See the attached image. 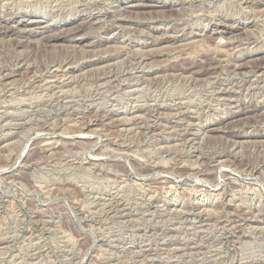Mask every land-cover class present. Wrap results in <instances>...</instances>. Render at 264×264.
Masks as SVG:
<instances>
[{"label": "rangeland", "instance_id": "obj_1", "mask_svg": "<svg viewBox=\"0 0 264 264\" xmlns=\"http://www.w3.org/2000/svg\"><path fill=\"white\" fill-rule=\"evenodd\" d=\"M263 14L0 0V264H264Z\"/></svg>", "mask_w": 264, "mask_h": 264}, {"label": "bare ground", "instance_id": "obj_2", "mask_svg": "<svg viewBox=\"0 0 264 264\" xmlns=\"http://www.w3.org/2000/svg\"><path fill=\"white\" fill-rule=\"evenodd\" d=\"M83 1V0H82ZM94 1V0H93ZM199 1V0H198ZM75 2V1H74ZM74 2H72V3H74ZM81 2V1H80ZM98 2V1H97ZM193 2V1H192ZM26 3V2H25ZM75 3H77V2H75ZM79 3V2H78ZM77 3V4H78ZM82 3V2H81ZM94 3V2H93ZM93 3H92V5H93ZM190 3V2H189ZM63 4V3H62ZM115 4V3H114ZM222 4V3H221ZM108 5V4H107ZM223 5H224V3H223ZM241 5V4H240ZM76 6V5H75ZM183 6V5H182ZM220 6V5H219ZM254 6V5H253ZM66 7V6H65ZM199 7V6H198ZM28 8V7H27ZM51 8V7H50ZM99 8V7H98ZM222 8V7H221ZM186 9V8H185ZM192 9V8H191ZM263 9V8H262ZM54 10H55V7H54ZM96 10V9H95ZM115 10V9H114ZM221 10V9H220ZM257 10V9H256ZM26 11V10H25ZM140 11V10H139ZM188 11V10H187ZM193 12V11H192ZM206 12V11H205ZM212 12V11H211ZM210 12V13H211ZM14 13V12H13ZM87 13V12H86ZM190 13V12H189ZM209 13V14H210ZM224 13V12H223ZM53 14V13H52ZM149 15V14H148ZM190 15V14H189ZM193 15V14H192ZM264 15V14H263ZM11 16V15H10ZM53 16V15H52ZM112 16V15H111ZM140 16V15H139ZM256 16V15H255ZM217 17V16H216ZM120 18V17H119ZM131 18V17H130ZM154 18V17H153ZM263 18V17H262ZM54 19V18H53ZM123 19V18H122ZM152 19V18H151ZM205 19H206V17H205ZM32 20V19H31ZM91 20V19H90ZM200 20V19H199ZM6 22V21H5ZM2 23V22H1ZM33 23H37V24H39V20H33ZM109 23V22H108ZM217 23V22H216ZM115 24V23H114ZM150 24V23H149ZM259 24V23H258ZM58 25V24H57ZM198 25V24H197ZM226 25V24H225ZM47 26V25H46ZM202 26V25H201ZM206 26V25H205ZM232 26V25H231ZM140 27V26H139ZM230 27V26H229ZM233 27V26H232ZM262 27V26H261ZM26 28V27H25ZM252 28V27H251ZM89 29V28H88ZM87 29V30H88ZM38 30V29H37ZM75 30V29H74ZM247 30V29H246ZM55 31V30H54ZM60 31V30H59ZM92 31V30H91ZM189 31V30H188ZM252 31V30H251ZM115 32V31H114ZM257 32V31H256ZM15 33V32H14ZM149 33V32H148ZM169 33V32H168ZM192 33V32H191ZM5 34V33H4ZM112 34V33H111ZM61 36V35H60ZM71 36V35H70ZM206 36V35H205ZM230 36V35H229ZM7 37H8V35H7ZM6 37V38H7ZM73 37V36H72ZM71 37V38H72ZM22 38V37H21ZM58 38V37H57ZM57 38H53V39H57ZM99 38V37H98ZM205 38V37H204ZM248 38V37H247ZM1 39V38H0ZM18 39V38H17ZM201 39V38H200ZM240 39V38H239ZM72 40V39H71ZM197 40V39H196ZM20 41V40H19ZM201 41V40H200ZM250 42V41H249ZM196 43V42H195ZM224 43V42H223ZM11 44V43H10ZM69 44V43H68ZM169 44V43H168ZM66 45V44H65ZM115 45V44H114ZM124 45V44H123ZM163 45V44H162ZM188 45V44H187ZM128 46V45H127ZM172 46V45H171ZM197 46V45H196ZM218 46H219V43H218ZM245 46V45H244ZM71 47V46H70ZM112 47V46H111ZM123 47V46H122ZM222 47V46H221ZM100 48V47H99ZM121 48V47H120ZM136 48V47H135ZM212 48V47H211ZM249 48H250V46H249ZM248 48V49H249ZM88 49V48H87ZM112 49V48H111ZM149 49V48H148ZM128 50V49H127ZM179 50V49H178ZM181 50V49H180ZM191 50V49H190ZM242 50V49H241ZM22 51V50H21ZM101 51H103V50H101ZM137 51V50H136ZM141 51V50H140ZM144 51H145V49H144ZM165 51V50H164ZM176 51V50H175ZM198 51V50H197ZM201 51V50H200ZM206 51V50H205ZM106 52V51H105ZM104 52V53H105ZM18 53V52H17ZM127 53V52H126ZM130 53V52H129ZM228 53V52H227ZM93 54V53H92ZM140 54V53H139ZM142 54H143V52H142ZM188 54V53H187ZM141 55V54H140ZM146 56V55H145ZM187 56V55H186ZM93 57V56H92ZM171 57V56H170ZM173 57V56H172ZM177 57V56H176ZM230 57V56H229ZM233 57V56H232ZM236 57V56H235ZM88 58V57H87ZM182 58V57H181ZM189 58V57H188ZM64 59V58H63ZM119 59V58H118ZM172 59V58H171ZM185 59V58H184ZM84 60V59H83ZM123 60V59H122ZM137 60V59H136ZM157 60V59H156ZM224 60V59H223ZM79 61V60H78ZM16 62V61H15ZM76 62V61H75ZM116 62V61H115ZM123 62V61H122ZM132 62V61H131ZM134 62V61H133ZM138 63V62H137ZM136 63V64H137ZM143 63V62H142ZM153 63V62H152ZM156 63V62H155ZM162 63V62H161ZM225 63V62H224ZM53 64V63H52ZM59 64V63H58ZM73 64V63H72ZM106 64H108V63H106ZM132 64V63H131ZM163 64V63H162ZM139 65V64H138ZM149 65V64H148ZM157 65V64H156ZM53 66V65H52ZM69 66V65H68ZM101 66V65H100ZM79 67V66H78ZM46 68V67H45ZM64 68V67H63ZM91 68V67H90ZM104 68V67H103ZM148 68H150V67H148ZM256 69V72H260V73H263L264 72V65H259V66H256L255 67ZM59 69V68H58ZM142 69V68H141ZM168 69V68H167ZM249 69V68H248ZM47 70V69H46ZM57 70V69H56ZM139 70V69H138ZM150 70V69H149ZM121 71V70H120ZM131 71V70H130ZM145 71V70H144ZM223 71V70H222ZM19 72V71H18ZM6 73V72H5ZM8 73V72H7ZM115 73V72H114ZM220 73V72H219ZM235 73V72H234ZM239 73V72H238ZM259 73V74H260ZM36 74V73H35ZM81 74V73H80ZM124 74V73H123ZM136 74V73H135ZM157 74V73H156ZM189 74H191V73H189ZM67 75V74H66ZM138 75V74H137ZM262 75V74H261ZM101 76V75H100ZM131 76V75H130ZM162 76V75H161ZM193 76V75H192ZM226 76V75H225ZM8 77V76H7ZM54 77V76H53ZM59 77V76H58ZM63 77V76H62ZM62 77H60V78H62ZM120 77V76H119ZM124 77V76H123ZM138 77V76H137ZM165 77H167V76H165ZM178 77V76H177ZM199 77V76H198ZM12 78V77H11ZM52 78V77H51ZM77 78V77H76ZM115 78V77H114ZM121 78V77H120ZM143 78V77H142ZM200 78V77H199ZM207 78V77H206ZM223 78V77H222ZM45 79V78H44ZM47 79V78H46ZM50 79V78H49ZM158 79V78H157ZM204 79V78H203ZM263 79V78H262ZM3 80V79H2ZM31 80V79H30ZM165 80V79H164ZM178 80V79H177ZM195 80V79H194ZM68 81V80H67ZM106 81H107V79H106ZM105 81V82H106ZM125 81V80H124ZM205 81V80H204ZM9 82V81H8ZM7 82V83H8ZM120 82V81H119ZM138 82V81H137ZM150 82V81H149ZM154 82V81H153ZM165 82V81H164ZM169 82V81H168ZM178 82V81H177ZM199 82V81H198ZM208 82V81H207ZM235 82V81H234ZM13 83V82H12ZM140 83V82H139ZM158 83V82H157ZM15 84V83H14ZM188 84V83H187ZM207 84V83H206ZM261 84V83H260ZM142 85V84H141ZM162 85V84H161ZM168 85V84H167ZM254 85V84H253ZM10 86V85H9ZM118 86V85H117ZM145 86V85H144ZM143 86V87H144ZM202 86V85H201ZM47 87V86H46ZM137 87V86H136ZM223 87V86H222ZM246 87V86H245ZM8 88V87H7ZM49 88V87H48ZM56 88V87H55ZM64 88V87H63ZM135 88V87H134ZM138 88V87H137ZM235 88V87H234ZM233 88V89H234ZM37 89V88H36ZM55 90V89H54ZM63 90V89H62ZM123 90V89H122ZM127 90V89H126ZM129 90V89H128ZM132 90V89H131ZM156 90V89H155ZM154 90V91H155ZM205 90V89H204ZM212 90V89H211ZM219 90V89H218ZM225 90V89H224ZM125 91V90H124ZM135 91V90H134ZM197 91H199V90H197ZM220 91V90H219ZM247 91V90H246ZM1 92V91H0ZM67 92V91H66ZM220 92H222V91H220ZM10 93V92H9ZM44 93V92H43ZM134 93V92H133ZM209 93V92H208ZM2 94V93H1ZM42 94V93H41ZM51 94V93H50ZM55 94V93H54ZM60 94V93H59ZM64 94V93H63ZM130 94V93H129ZM48 95V94H47ZM132 95V94H131ZM192 95V94H191ZM4 96V95H3ZM41 96V95H40ZM54 96V95H53ZM52 96V97H53ZM129 96V95H128ZM135 97H136V95H134ZM222 96V95H221ZM47 97V96H46ZM132 97V96H131ZM156 97V96H155ZM187 97V96H186ZM190 97V96H189ZM114 100V99H113ZM139 100V99H138ZM177 100V99H176ZM193 100V99H192ZM204 100V99H203ZM7 101V100H6ZM42 101V100H41ZM162 101V100H161ZM180 101V100H179ZM199 101V100H198ZM50 102V101H49ZM71 102V101H70ZM121 102V101H120ZM140 102V101H139ZM218 103V102H217ZM238 103V102H237ZM46 104V103H45ZM112 104V103H111ZM140 104V103H139ZM230 104V103H229ZM12 105V104H11ZM72 105V104H71ZM132 105V104H131ZM164 105H165V103H164ZM169 105V104H168ZM186 105V104H185ZM207 105V104H206ZM144 106V105H143ZM182 106V105H181ZM113 107V106H112ZM115 107V106H114ZM121 107V106H120ZM141 107V106H140ZM11 108V107H10ZM231 108V107H230ZM192 109V108H191ZM84 110V109H83ZM204 110H206V109H204ZM202 111V110H201ZM2 112V111H1ZM113 112V111H112ZM154 113V112H153ZM111 114V113H110ZM140 114V113H139ZM177 114V113H176ZM248 114V113H247ZM2 115V114H1ZM4 115V114H3ZM133 115V114H132ZM135 115V114H134ZM142 115V114H141ZM5 116V115H4ZM13 116V115H12ZM165 116V115H164ZM153 117H155V116H153ZM96 118V117H95ZM132 118V117H131ZM151 118V117H150ZM1 119V118H0ZM126 119V118H125ZM235 119V118H234ZM9 120V119H8ZM27 121V120H26ZM152 121H153V119H152ZM172 121V120H171ZM175 121V120H174ZM30 122V121H29ZM130 123V122H129ZM121 124V123H120ZM149 124V123H148ZM164 124V123H163ZM194 124V123H193ZM258 124V123H257ZM150 125V124H149ZM192 125V124H191ZM132 126V125H131ZM173 126V125H172ZM168 127V126H167ZM119 128V127H118ZM124 128V127H123ZM212 128V127H211ZM237 128V127H236ZM132 129V128H131ZM172 129V128H171ZM191 130V129H190ZM212 130V129H211ZM159 131V130H158ZM165 131V130H164ZM205 132V131H204ZM234 132V131H233ZM251 132V131H250ZM88 133V132H87ZM263 133V132H262ZM86 134V133H85ZM185 134V133H184ZM210 134V133H209ZM255 134V133H254ZM246 135V134H245ZM215 136V135H214ZM214 136H212V137H214ZM87 137V136H86ZM183 137V136H182ZM230 139H231V137H230ZM262 140H264V139H262ZM196 141V140H195ZM201 141V140H200ZM177 142V141H176ZM47 143H48V141H47ZM178 143H180V142H178ZM182 143V142H181ZM253 143V142H252ZM246 144V143H245ZM2 145H4V144H2ZM201 145V144H200ZM199 147V146H198ZM165 148H167V147H165ZM170 149V148H169ZM185 149V148H184ZM199 149V148H198ZM175 150V149H174ZM177 150V149H176ZM186 150V149H185ZM239 150V149H238ZM175 154V153H174ZM164 158V157H163ZM201 158V157H200ZM237 158V157H236ZM239 159V158H238ZM222 160V159H221ZM218 161V160H217ZM213 163V162H212ZM217 163V162H216ZM152 165V164H151ZM175 165V164H174ZM222 165V164H221ZM156 166V165H155ZM178 166V165H177ZM235 166V165H234ZM157 170H159V169H157ZM207 171V170H206ZM155 173V172H154ZM200 173V172H199ZM208 173V172H207ZM263 173V172H262ZM257 175V174H256ZM170 184V183H169ZM171 185V184H170ZM170 188H171V186H170ZM246 188V187H245ZM244 188V189H245ZM161 189V188H160ZM150 191V190H149ZM260 192V191H259ZM215 195V194H214ZM219 195V194H218ZM238 195V194H237ZM237 195H236V197H237ZM247 195V194H246ZM150 196V195H149ZM254 197V196H253ZM219 198V197H218ZM221 198V197H220ZM232 198V197H231ZM234 199V198H233ZM216 200V199H215ZM222 200V199H221ZM220 200V201H221ZM262 200V199H261ZM224 202V201H223ZM238 202V201H237ZM110 203V202H109ZM259 203V202H258ZM118 204V203H117ZM223 204V203H222ZM237 205V204H236ZM239 207V206H238ZM247 208V207H246ZM119 210V209H118ZM120 210H121V208H120ZM238 210V209H237ZM180 211V210H179ZM186 211V210H185ZM184 211V212H185ZM157 212V211H156ZM176 212V211H175ZM189 212V211H188ZM190 213V212H189ZM123 214V213H122ZM185 214V213H184ZM197 214V213H196ZM218 214V213H217ZM207 215V214H206ZM205 217V216H204ZM229 218V217H228ZM220 220V219H219ZM258 220V219H257ZM187 221V220H186ZM185 221V222H186ZM262 221V220H261ZM206 222H208V221H206ZM228 224V223H227ZM232 225V224H231ZM193 228V227H192ZM214 228V227H213ZM197 229V228H196ZM200 229V228H199ZM264 229V228H263ZM251 230H253V229H251ZM202 232V231H201ZM206 232V231H205ZM218 232V231H217ZM221 232V231H220ZM139 234V233H138ZM218 234V233H217ZM237 236V235H236ZM250 236V235H249ZM253 236V235H252ZM258 236V235H257ZM210 237V236H209ZM218 239V238H217ZM184 240V239H183ZM224 240V239H223ZM239 240V239H238ZM248 240V239H247ZM194 243V242H193ZM218 243V242H217ZM261 244V243H260ZM195 245V244H194ZM204 245V244H203ZM207 245V244H206ZM258 245V244H257ZM177 246V245H176ZM192 246V245H191ZM198 246V245H197ZM226 246V245H225ZM173 247V246H172ZM180 247V246H179ZM184 247V246H183ZM170 248V247H169ZM191 248V247H190ZM213 248V247H212ZM216 248V247H215ZM217 248H219V246L217 247ZM234 248V247H233ZM142 249V248H141ZM244 249V248H243ZM242 249V250H243ZM176 250V249H175ZM179 250V249H178ZM220 250V249H219ZM236 250V249H235ZM203 251V250H202ZM206 251V250H205ZM210 251V250H209ZM140 252V251H139ZM197 252V251H196ZM211 252V251H210ZM153 253V252H152ZM173 253V252H172ZM185 253H186V251H185ZM190 253V252H189ZM213 253V252H212ZM218 254V253H217ZM236 254V253H235ZM194 255V254H193ZM247 255V254H246ZM256 255V254H255ZM138 256V255H137ZM153 256V255H152ZM156 256V255H155ZM181 257V256H180ZM143 258V257H142ZM170 258V257H169ZM198 258V257H197ZM196 258V259H197ZM213 258V257H212ZM232 259V258H231ZM234 259H235V257H234ZM171 260V259H170ZM250 260V259H249ZM195 261V260H194ZM203 261V260H202ZM163 262V261H162ZM194 263V262H193ZM219 263V262H218ZM229 263H231V262H229ZM241 264V263H240Z\"/></svg>", "mask_w": 264, "mask_h": 264}]
</instances>
